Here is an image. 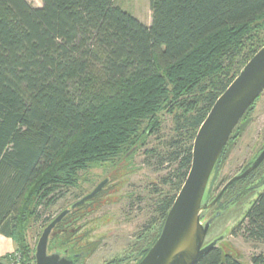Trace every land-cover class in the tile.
Returning a JSON list of instances; mask_svg holds the SVG:
<instances>
[{"label": "trees", "instance_id": "1", "mask_svg": "<svg viewBox=\"0 0 264 264\" xmlns=\"http://www.w3.org/2000/svg\"><path fill=\"white\" fill-rule=\"evenodd\" d=\"M150 3L152 24L146 26L115 0H42L41 7L0 0V234L16 242L26 264L35 263L27 231L40 208L76 187L80 172L141 147L162 112L173 115L176 136L159 163L177 165L163 183L179 193L198 130L264 46V0ZM240 126L215 168L209 201ZM176 196L158 203L162 223L135 264L160 236ZM233 234L264 242V191ZM62 235L49 248L76 252L73 235ZM196 264L242 263L216 246ZM252 264H264V256H254Z\"/></svg>", "mask_w": 264, "mask_h": 264}, {"label": "rangeland", "instance_id": "2", "mask_svg": "<svg viewBox=\"0 0 264 264\" xmlns=\"http://www.w3.org/2000/svg\"><path fill=\"white\" fill-rule=\"evenodd\" d=\"M27 1L35 7L42 3V0ZM115 5L135 16L144 25L152 24L150 0H115ZM246 120L248 123L240 122V130L235 139L231 140L225 158L214 176V199L264 145V92ZM175 136L173 115L162 112L159 127L150 131L141 147L129 156L80 172L76 187L64 189V196L55 205L47 209L41 207L40 218L31 220L27 231L30 247L36 249L49 222L90 194L101 182L108 180L104 190L94 198L93 204L80 209L76 215L79 218L66 232L73 235L71 244L77 253L90 248L94 251L84 258L83 264H135L139 250L151 241L162 223L161 216L156 213L158 203L168 195L178 194L174 185L163 183V179L173 173L177 165L165 164L161 167L159 163L160 158L170 150L169 143ZM244 183L237 184L235 191L249 184ZM263 191L264 187L249 191L228 207L211 226L206 244L223 237L217 246L225 255L231 254L242 264H252L254 256H264V242H247L241 235L233 234ZM150 225L152 229L148 231ZM4 237L1 235L3 240ZM7 238L16 246V250L10 253L17 251L16 242ZM5 257L0 260V264Z\"/></svg>", "mask_w": 264, "mask_h": 264}, {"label": "water", "instance_id": "3", "mask_svg": "<svg viewBox=\"0 0 264 264\" xmlns=\"http://www.w3.org/2000/svg\"><path fill=\"white\" fill-rule=\"evenodd\" d=\"M263 92L264 46L217 99L198 130L187 178L166 217L160 236L138 264H196L205 252L216 247L223 239L220 237L206 245L214 221L237 197L229 201L223 210L206 220L208 214L232 184L258 168L264 161V150L253 165L232 178L213 201L209 202L207 193L215 168L231 136ZM107 183L108 180L101 182L90 194L47 225L35 249V264H83L84 258L89 256L87 251L73 253L71 247L64 250L57 248L50 252L51 234L73 210L100 194ZM69 252H72V255L67 256Z\"/></svg>", "mask_w": 264, "mask_h": 264}, {"label": "flooded vegetation", "instance_id": "4", "mask_svg": "<svg viewBox=\"0 0 264 264\" xmlns=\"http://www.w3.org/2000/svg\"><path fill=\"white\" fill-rule=\"evenodd\" d=\"M264 150V145L263 147L259 150L258 153H256L245 165V167L243 168L242 172H240L238 175L242 174L243 172H245L246 170H248L253 163L256 161V159L258 158V156L262 153V151ZM237 176V175H236ZM245 182L244 184H247L249 182V184L245 185L244 188H240L238 190L235 191V189L231 188L230 191L229 188L227 189V191L225 192V194L223 195L221 201H219V203H217V205L209 212L208 217L206 220H208L209 218H211L213 215H215L219 209L223 210L224 206L226 204L229 203V201H231L232 199H234L235 197H237L230 205H233L239 198H241L245 193L249 192V191H253L259 187H264V161L258 166L257 169H255L253 172H251L247 177H245L244 179H241L239 181H237L236 185L238 184V182ZM262 183V185L260 184ZM235 185V186H236ZM232 186V185H231ZM94 202V198L87 201L83 206L78 207L77 209L73 210L66 218H64L61 223H59L57 225V227L54 229V231L52 232L51 238H50V243L52 244H56L58 242H61L60 240V235L63 234L64 232L68 231V228L72 225L73 223H75L77 221V219L79 218V216H76L78 214V212L80 211V209H82L83 207L86 206H90L92 205ZM220 210V211H221ZM75 216L77 218H75ZM152 229V226L150 225V227H148V231H150ZM152 237H151V241L150 243L152 244ZM57 240V241H56ZM216 240V239H214ZM214 240H212L211 242H213ZM209 242V243H211ZM207 243V244H209ZM206 244V245H207ZM51 244H49L50 247ZM73 253H77L73 250H71ZM142 251L145 253L146 249L143 248ZM72 252H69L67 254V256L72 255Z\"/></svg>", "mask_w": 264, "mask_h": 264}, {"label": "crops", "instance_id": "5", "mask_svg": "<svg viewBox=\"0 0 264 264\" xmlns=\"http://www.w3.org/2000/svg\"><path fill=\"white\" fill-rule=\"evenodd\" d=\"M41 6L42 3L41 5L36 7H41ZM13 250H16V246L13 243V241L9 240L7 237L3 240L0 235V260H2V258H4L5 255L12 252Z\"/></svg>", "mask_w": 264, "mask_h": 264}, {"label": "built area", "instance_id": "6", "mask_svg": "<svg viewBox=\"0 0 264 264\" xmlns=\"http://www.w3.org/2000/svg\"><path fill=\"white\" fill-rule=\"evenodd\" d=\"M1 264H26V262L22 254L20 252L15 251L6 255L4 262H2Z\"/></svg>", "mask_w": 264, "mask_h": 264}]
</instances>
